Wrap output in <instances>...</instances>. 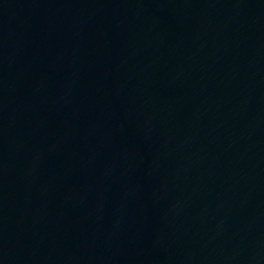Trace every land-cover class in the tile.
Instances as JSON below:
<instances>
[{"label": "water", "instance_id": "95a60500", "mask_svg": "<svg viewBox=\"0 0 264 264\" xmlns=\"http://www.w3.org/2000/svg\"><path fill=\"white\" fill-rule=\"evenodd\" d=\"M0 264H264V0H148L1 79Z\"/></svg>", "mask_w": 264, "mask_h": 264}]
</instances>
